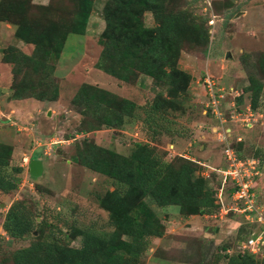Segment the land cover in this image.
<instances>
[{"label": "rangeland", "instance_id": "374dc122", "mask_svg": "<svg viewBox=\"0 0 264 264\" xmlns=\"http://www.w3.org/2000/svg\"><path fill=\"white\" fill-rule=\"evenodd\" d=\"M105 1H94L86 32L81 36L69 35L64 44L52 75L53 83L58 86L55 102L33 98L10 100L12 66L4 64L3 57L10 52L31 55L33 47L16 39L10 26L0 24V144L12 148L8 165L0 168V176L18 179L14 191L0 192V262L10 263L12 253L28 246L37 236L36 233L14 240L3 231L4 216L14 201H23L37 223L43 222L44 229L53 230L70 247H80V238L71 230L101 231L106 226L108 214L97 199L117 186L109 178L73 162L83 136L79 133L82 117L70 102L83 83L138 106L136 115L127 119L120 129L102 128L84 135V139L124 157H133L138 145L143 148L154 145L157 155L164 153L165 159L197 156L199 146L204 143L208 153L201 157L204 160L210 154L208 159L212 161L207 162L212 168L225 167L223 150L230 144L240 159L256 161L259 175L252 185L258 202L264 206V0H168L173 11L184 10L207 30L208 44L182 47L178 67L191 77L188 93L178 100L179 109L167 108L155 115L149 112V107L157 95L167 98L165 88L143 76L135 83H124L95 67L101 50L97 40L105 25L102 18ZM33 3L29 15L43 25H47L48 19L67 21L77 11L72 0ZM39 5L47 7V11L37 9ZM142 21L146 28L154 26L150 13H145ZM207 74L227 93L222 105V124L201 112L205 102L202 80ZM41 77L40 73L31 76L36 89ZM20 79L18 76L16 83ZM251 79L262 83L256 109L251 108L247 90ZM199 135L205 137L199 139ZM237 137L242 141L237 143ZM191 141H195L194 151L187 145ZM173 144L180 149H173ZM30 160L41 161L40 177L30 176L26 164ZM201 168L203 174L210 171ZM207 183L216 190L218 174H211ZM149 204L164 225V235L150 240L139 264H225L222 258L227 254L225 250L234 254L240 251L237 243L245 242L249 233L264 231L258 224L245 226L241 216L232 212L223 220L213 221L184 216L174 206L161 208ZM212 227L216 230L214 237L210 233ZM255 257L264 264V247Z\"/></svg>", "mask_w": 264, "mask_h": 264}, {"label": "trees", "instance_id": "16d2710c", "mask_svg": "<svg viewBox=\"0 0 264 264\" xmlns=\"http://www.w3.org/2000/svg\"><path fill=\"white\" fill-rule=\"evenodd\" d=\"M72 1L77 5L75 17L67 21L48 19L47 25L29 15V7L34 5L32 0L0 2V22L15 26L14 37L33 47L31 55L10 52L3 57L2 62L12 66L10 100L33 98L55 102L58 99V86L52 79L55 64L68 36L86 32L95 0ZM39 6L36 8L47 11L44 5ZM145 13L152 15L153 27L143 26ZM102 18L105 25L97 40L101 50L96 69L124 83H135L143 76L165 88L167 98L162 99L159 94L149 107L153 115L167 108L179 109L177 102L186 97L191 80L178 67L182 47L206 46L207 30L184 10L173 11L168 0H106ZM33 73L42 76L37 89L31 78ZM18 76L22 79L16 83ZM247 90L251 108L256 109L262 83L251 79ZM70 103L82 117L79 133L83 136L73 162L109 178L117 186L97 199L108 214L106 226L101 231L71 230L80 238V247H70L53 230L44 229L43 222L37 223L23 201H14L4 216L3 231L14 240L34 232L37 236L28 246L13 252L10 263L2 260L0 264H139L150 240L164 235V225L149 202L161 208L177 207L187 217L210 215L218 209L217 189L209 188L202 166L196 161L183 156L165 159L164 153L157 155L154 145L144 148L138 145L133 157H124L84 139V135L102 128L120 129L127 119L136 115L138 106L134 102L83 83ZM11 153V146L0 144V168L8 165ZM17 183L18 179L1 175L0 192L14 191ZM254 225L245 223V226ZM239 243L242 241L237 243L240 251L230 254L225 250L227 254L222 257L225 264H261L255 254L242 251Z\"/></svg>", "mask_w": 264, "mask_h": 264}, {"label": "built area", "instance_id": "2783aa9c", "mask_svg": "<svg viewBox=\"0 0 264 264\" xmlns=\"http://www.w3.org/2000/svg\"><path fill=\"white\" fill-rule=\"evenodd\" d=\"M205 102L203 104L204 115H209L220 124L224 123L222 105L227 94L225 89L214 78L208 74L202 80ZM229 132V130H227ZM82 136V135H81ZM237 143L241 138L237 137ZM225 160L224 168L207 167L210 172L219 176V187L215 197L218 209L206 215L208 219L219 221L225 219L230 212L240 215L245 223L258 224L264 229V206L258 202L253 187L254 178L259 175L256 168V161L242 160L236 151L227 144L223 150ZM29 161L26 162L28 164ZM209 178V174L204 175ZM227 189L230 194L227 195ZM229 197V203L225 199ZM264 231L252 234L245 242L239 243L242 251H249L252 254L260 252L264 247Z\"/></svg>", "mask_w": 264, "mask_h": 264}, {"label": "crops", "instance_id": "0c3cea01", "mask_svg": "<svg viewBox=\"0 0 264 264\" xmlns=\"http://www.w3.org/2000/svg\"><path fill=\"white\" fill-rule=\"evenodd\" d=\"M34 1H48V0H33V2ZM34 4V3H33ZM38 4V3H37ZM0 24H4V26H5V24L6 23H1L0 22ZM6 25H8V26H10L11 28H12V33H13V36H14V32H15V26H13V25H11V24H6ZM29 46V45H28ZM27 48V47H26ZM28 48H30V47H28ZM26 50H28V49H26ZM10 94H11V91H10ZM8 96H10V95H8ZM205 137V135H199L198 136V138L199 139H203ZM193 143H195V141H191V142H188V146L191 148L190 150H193ZM172 146V148L174 149V148H176V149H180V148H178L179 146H174V144L173 145H171ZM185 150H187V149H185ZM208 147L206 148L205 147V144L204 143H201V145L199 146V152L197 153V156H193V157H190V158H188V156H183V157H185V158H188V159H190V160H192V161H196V163H198L200 166H202V167H211L210 165H209V163L210 162H207V161H212V159L211 158H209L208 159V157H210V154L207 156V158L206 159H204V160H202L203 158L201 157V156H203V155H205L206 153H208ZM194 151V150H193ZM193 151H192V154H193ZM211 154H212V152H211ZM182 156V155H181ZM210 172V171H209ZM208 172V173H209ZM208 173H204L203 175H206V174H208ZM192 217H199V216H192ZM200 217H202V218H205V219H208L207 218V216H200ZM211 220V219H210ZM211 231L212 232H210L211 233V236L212 237H214L215 236V227H212L211 228ZM209 233V234H210ZM203 234H205V233H203ZM209 234H208V236H209Z\"/></svg>", "mask_w": 264, "mask_h": 264}, {"label": "water", "instance_id": "95a60500", "mask_svg": "<svg viewBox=\"0 0 264 264\" xmlns=\"http://www.w3.org/2000/svg\"><path fill=\"white\" fill-rule=\"evenodd\" d=\"M28 166V172L33 178L40 177L43 173L42 163L39 160H30ZM33 235H36V233L34 232Z\"/></svg>", "mask_w": 264, "mask_h": 264}]
</instances>
